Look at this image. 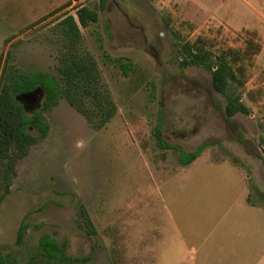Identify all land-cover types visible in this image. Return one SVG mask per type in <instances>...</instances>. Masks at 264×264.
<instances>
[{
	"label": "rangeland",
	"instance_id": "374dc122",
	"mask_svg": "<svg viewBox=\"0 0 264 264\" xmlns=\"http://www.w3.org/2000/svg\"><path fill=\"white\" fill-rule=\"evenodd\" d=\"M100 3L0 0V67L8 56L50 73L65 43L58 21L95 8L78 46L117 106L100 128L64 98L43 113L48 134L16 163L8 191L0 185V264H59L43 234L75 264H264V0ZM193 42L241 51L249 114L226 115L210 71L181 64ZM42 100L35 91L21 103L34 111ZM158 122L170 147L157 143ZM200 146L187 165L173 148Z\"/></svg>",
	"mask_w": 264,
	"mask_h": 264
},
{
	"label": "trees",
	"instance_id": "16d2710c",
	"mask_svg": "<svg viewBox=\"0 0 264 264\" xmlns=\"http://www.w3.org/2000/svg\"><path fill=\"white\" fill-rule=\"evenodd\" d=\"M105 1L101 0L100 5L103 6ZM75 14L76 17L69 14L57 23L65 43L57 58L55 73L18 67L9 61L8 56L0 67V185L3 182L5 191H8L16 174V163L28 153L32 145L48 134L50 124L43 113L57 105L60 98H64L77 112L83 114L95 128L105 125L116 113L117 106L109 90L101 82L96 60L78 46L81 38L80 27L96 22L97 10L79 5ZM9 39L8 37L5 41ZM181 53L182 65H196L210 71L214 89L226 99V115L249 114V108L241 100V94L237 90L244 83L243 73L238 65L244 55L239 49L215 53L206 44L193 42L184 43ZM131 66L129 63H120L124 72L130 70ZM35 91L43 93L42 104L38 109L28 111L17 97ZM160 127L158 122L155 127L157 143L170 147L162 142L159 136ZM173 148L179 152L180 164L187 165L204 147L200 146L189 153L177 147ZM79 215L89 226L91 222L83 206L80 207ZM89 231L93 232V229ZM21 235L22 228L19 230L18 240ZM38 243L43 253L51 259H57L59 264H75L83 260L62 254L56 240L49 234L41 235Z\"/></svg>",
	"mask_w": 264,
	"mask_h": 264
},
{
	"label": "water",
	"instance_id": "95a60500",
	"mask_svg": "<svg viewBox=\"0 0 264 264\" xmlns=\"http://www.w3.org/2000/svg\"><path fill=\"white\" fill-rule=\"evenodd\" d=\"M33 94H34V92L21 94V95H19V96L17 97V100L20 101V102H22V100L27 99V98L33 96Z\"/></svg>",
	"mask_w": 264,
	"mask_h": 264
},
{
	"label": "crops",
	"instance_id": "0c3cea01",
	"mask_svg": "<svg viewBox=\"0 0 264 264\" xmlns=\"http://www.w3.org/2000/svg\"><path fill=\"white\" fill-rule=\"evenodd\" d=\"M206 254H209V253H206Z\"/></svg>",
	"mask_w": 264,
	"mask_h": 264
}]
</instances>
